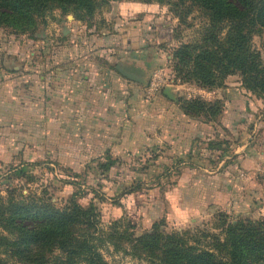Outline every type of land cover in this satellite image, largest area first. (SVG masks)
<instances>
[{
  "label": "crops",
  "instance_id": "crops-1",
  "mask_svg": "<svg viewBox=\"0 0 264 264\" xmlns=\"http://www.w3.org/2000/svg\"><path fill=\"white\" fill-rule=\"evenodd\" d=\"M153 23L145 17L103 36L81 30L64 46L59 38L32 47L0 37V159L23 165L45 156L76 173L94 165L103 173L109 160L148 151L180 168L164 190L167 212L192 220L221 200L261 211L254 208L264 203V129L256 134L261 123L251 121L253 94L232 74L210 89L166 75ZM154 73L162 82L148 96ZM195 96L218 100L221 111L185 112L181 98Z\"/></svg>",
  "mask_w": 264,
  "mask_h": 264
},
{
  "label": "rangeland",
  "instance_id": "rangeland-1",
  "mask_svg": "<svg viewBox=\"0 0 264 264\" xmlns=\"http://www.w3.org/2000/svg\"><path fill=\"white\" fill-rule=\"evenodd\" d=\"M91 1L92 12L89 14L87 10L80 9L82 17H78L75 10H62L52 2L44 14L37 18L33 27L16 31L0 26V37L5 39L4 42L14 41V46L25 44L32 47L36 40L51 45L59 38L61 46H64L71 34L81 30L87 36L116 34L120 27L134 25V21L140 23V20L149 17L156 27V46L162 50V65L168 62L169 70L165 73L172 75L170 65L175 49L182 44L202 43V29L208 21L205 10L187 0ZM250 36L251 48L260 53L264 62V29H257ZM153 66L157 68V62ZM232 75L240 80L238 72ZM180 83L184 87L186 84L195 85L194 82ZM252 94L255 113L251 121L257 118L258 124L261 123L256 126L257 134L264 129V98ZM151 157L152 153L141 152L139 156L133 157L134 160L114 164L103 172L104 176L96 165L80 167L76 173L69 167L51 163L52 160L45 156L23 165L14 159H0V209H6L8 214L11 209L9 202L22 203L37 198H43L59 211L67 209L72 202L84 208L92 205L95 228L86 229L74 225L73 229L78 234L82 231L85 233L82 239L96 246L97 253L107 264H162L158 250L138 255V251L131 245L133 242H130L134 237L151 230L154 222H158L157 229L162 235L178 233L186 245L196 247L197 251L207 249L214 253H217L219 243L225 240V229L230 223L239 220L264 222V203L259 200H256L257 206L254 209L258 210L261 206L263 209L257 212L250 211L249 206L247 209H230V206H225V200H221L218 207L203 209L192 220L173 214L171 208L167 212L168 200L164 199V190L170 188L174 181L171 175L176 174L180 168L172 165V160L164 159L163 155L162 158L156 157L158 161L155 162ZM193 161L199 165L202 159L194 158ZM191 167L201 169L196 165ZM220 186L225 188L224 184ZM7 224L5 219L0 218V264H60L65 258V251L58 245L47 249L46 245L35 244L19 254L17 249L21 248L15 244L16 234L4 229ZM109 231L113 233L111 239L115 242L114 246L109 242ZM217 255L225 258L221 253ZM88 257V253L84 252L74 257V261L77 264H88Z\"/></svg>",
  "mask_w": 264,
  "mask_h": 264
},
{
  "label": "trees",
  "instance_id": "trees-1",
  "mask_svg": "<svg viewBox=\"0 0 264 264\" xmlns=\"http://www.w3.org/2000/svg\"><path fill=\"white\" fill-rule=\"evenodd\" d=\"M187 1L205 10L208 21L202 29V43L182 44L175 49L170 65L173 77L210 89L221 86L226 76L238 72L241 85L264 98V62L250 43L251 33L264 29V0ZM52 2L62 10H75L78 17L83 15L80 9L89 14L93 9L91 0H0V26L16 31L31 28ZM180 102L185 112L208 118H215L221 111L218 100L206 101L195 96L181 98ZM113 165L114 160H109L99 168L106 171ZM9 206L8 214L6 209H0V218L8 222L4 229L16 234L15 244L21 248L17 249L19 254L35 244L46 245L47 249L58 245L66 253L60 264H77L74 257L84 252L89 255L88 264H107L97 253L96 246L82 239L85 233L78 234L73 229L74 225L95 228L92 205L84 208L72 202L67 209L59 211L43 198H37L22 203L9 202ZM157 226L158 222H154L151 230L130 241L138 255L158 250L162 264H264L263 221L230 223L225 229V240L218 241L216 247L217 253L225 258L207 249L195 250L197 248L186 245L178 233L162 235ZM112 234L107 233L114 246Z\"/></svg>",
  "mask_w": 264,
  "mask_h": 264
},
{
  "label": "built area",
  "instance_id": "built-area-1",
  "mask_svg": "<svg viewBox=\"0 0 264 264\" xmlns=\"http://www.w3.org/2000/svg\"><path fill=\"white\" fill-rule=\"evenodd\" d=\"M162 82V78L160 76L159 73H154L152 75V78L149 82L148 88H147V95H152L153 93H155L158 89V87L160 86Z\"/></svg>",
  "mask_w": 264,
  "mask_h": 264
},
{
  "label": "water",
  "instance_id": "water-1",
  "mask_svg": "<svg viewBox=\"0 0 264 264\" xmlns=\"http://www.w3.org/2000/svg\"><path fill=\"white\" fill-rule=\"evenodd\" d=\"M127 75H129V73H126Z\"/></svg>",
  "mask_w": 264,
  "mask_h": 264
}]
</instances>
